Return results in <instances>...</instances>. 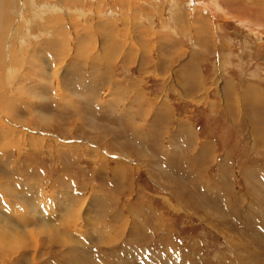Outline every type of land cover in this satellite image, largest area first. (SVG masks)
I'll return each instance as SVG.
<instances>
[{
    "label": "rangeland",
    "instance_id": "rangeland-1",
    "mask_svg": "<svg viewBox=\"0 0 264 264\" xmlns=\"http://www.w3.org/2000/svg\"><path fill=\"white\" fill-rule=\"evenodd\" d=\"M0 264H264V0H0Z\"/></svg>",
    "mask_w": 264,
    "mask_h": 264
},
{
    "label": "crops",
    "instance_id": "crops-1",
    "mask_svg": "<svg viewBox=\"0 0 264 264\" xmlns=\"http://www.w3.org/2000/svg\"><path fill=\"white\" fill-rule=\"evenodd\" d=\"M255 88V87H254ZM230 91L229 89H227V92ZM239 95V91L237 92ZM235 97V96H234ZM228 107V106H227ZM231 107L233 108V104H231ZM229 110V111H228ZM227 111L230 112V108L228 107V109H223V111H221V115H223L224 113L227 114Z\"/></svg>",
    "mask_w": 264,
    "mask_h": 264
},
{
    "label": "bare ground",
    "instance_id": "bare-ground-1",
    "mask_svg": "<svg viewBox=\"0 0 264 264\" xmlns=\"http://www.w3.org/2000/svg\"><path fill=\"white\" fill-rule=\"evenodd\" d=\"M260 14V13H259ZM5 113V112H4ZM7 113V112H6Z\"/></svg>",
    "mask_w": 264,
    "mask_h": 264
}]
</instances>
